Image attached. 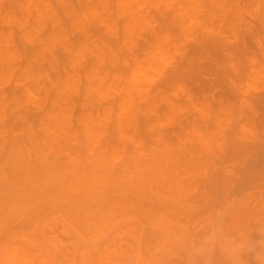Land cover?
<instances>
[{
  "label": "rangeland",
  "instance_id": "rangeland-1",
  "mask_svg": "<svg viewBox=\"0 0 264 264\" xmlns=\"http://www.w3.org/2000/svg\"><path fill=\"white\" fill-rule=\"evenodd\" d=\"M79 182L104 194L81 223ZM14 247L264 264V0H0V264Z\"/></svg>",
  "mask_w": 264,
  "mask_h": 264
},
{
  "label": "bare ground",
  "instance_id": "bare-ground-1",
  "mask_svg": "<svg viewBox=\"0 0 264 264\" xmlns=\"http://www.w3.org/2000/svg\"><path fill=\"white\" fill-rule=\"evenodd\" d=\"M85 192L86 193H81V182H79L77 184L76 190H71V192H69L68 195L66 196L67 200L65 202V205L67 207L69 206V211H68V214L70 216L69 219L71 220L75 219V221H77L78 223H81V196H86V197L90 196L92 200L95 202H102V199H104L103 198L104 194L102 192L99 191L89 192V190ZM16 250L17 249L15 247L12 250V252L16 253L17 255V262H15L14 264H81V259L80 261L78 260L81 257L80 250H75L72 253H69L66 251L63 252L61 251V249H57L60 252L64 253L62 258H60L59 255H57V253L49 252L47 249H43L42 252L34 249H31L30 251L20 250V249H18L19 251ZM83 264H91V261L85 258Z\"/></svg>",
  "mask_w": 264,
  "mask_h": 264
}]
</instances>
